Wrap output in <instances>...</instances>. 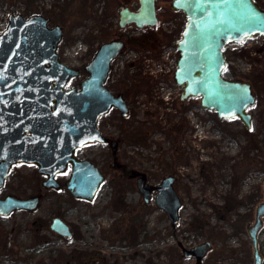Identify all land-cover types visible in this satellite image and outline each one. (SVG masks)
<instances>
[{"label":"rangeland","instance_id":"obj_1","mask_svg":"<svg viewBox=\"0 0 264 264\" xmlns=\"http://www.w3.org/2000/svg\"><path fill=\"white\" fill-rule=\"evenodd\" d=\"M132 1L0 0V29L8 12H20L24 16L38 12L50 16L49 26L53 23L62 26V36L56 49L58 57L79 70V74L70 77L65 86L77 87L86 74L83 65L98 42L109 38L117 27L114 6ZM167 1L158 0L161 10L153 30L138 29L134 25L123 27L127 31L132 29L130 36L133 38L147 32L152 42L146 46L135 41L127 42L121 50L122 57L127 58V54L133 57L136 52L140 54L144 47L158 50L159 41L170 43L171 38L177 40L185 15L181 11L165 9ZM258 1L264 4V0ZM162 21L164 24L160 25ZM237 42L238 51H234L237 47L231 42L224 45L227 64L223 74L261 80L258 74L264 75V36L253 33ZM132 48L139 49L133 51ZM165 55L162 60L168 61L170 53ZM122 62L121 58V63L114 66L112 78L132 82L130 84L141 89L131 96L135 100L133 119L140 122L141 128L133 134H121L123 138L119 142L116 160L143 170L151 181L166 173L164 166L175 165L171 173L177 175L174 187L181 199L177 223L171 228L165 213L150 199L151 204L142 216L147 239L133 229L121 230L122 225L133 223L126 218L133 214L128 209L135 191L132 186L121 182L128 168L111 164V154L104 142L87 143L75 149L76 155L92 160L104 175L90 200L72 197L65 189L68 169L57 174L60 184L57 191L41 185L44 176L36 172L33 164L17 162L11 165L0 195L10 193L25 197L38 193L39 200L32 210L18 209L1 216L0 230L10 225L16 228L11 251L6 252V247L0 250V264H55L50 259L57 252L55 249L62 251L65 257L61 264L191 263L192 258L175 257L178 249L176 251L172 246L176 245V239L184 245L208 239L211 247L202 257L201 264H253L251 242L245 226L240 224L241 228L236 229L234 225L242 215L247 214L245 218L249 216L252 220L257 199L264 201V86L255 91L251 105L253 129L249 132L254 133V142L239 122H226L224 118L217 117L213 109L200 107L193 97L191 110L185 109L183 102L175 101L176 92H169V98L164 99L168 88L165 83H158L161 71L150 58L147 65L137 62L138 67L131 73L120 69ZM253 86L254 90L258 87L257 84ZM177 110L180 111V134L168 129V125L178 117ZM104 119L106 117L102 121ZM188 126H191V131ZM230 131L234 133L233 140L230 136L225 137ZM240 157L242 161H239ZM54 216L68 224L70 235L63 236L49 228ZM31 228L38 230L40 243H30ZM259 235L263 252L264 227Z\"/></svg>","mask_w":264,"mask_h":264},{"label":"water","instance_id":"obj_2","mask_svg":"<svg viewBox=\"0 0 264 264\" xmlns=\"http://www.w3.org/2000/svg\"><path fill=\"white\" fill-rule=\"evenodd\" d=\"M154 0H138L137 11L119 9L118 25L135 21L136 26L153 24ZM171 8L180 9L185 22L176 40L174 80L180 85L181 98L198 97L202 108L213 109L218 117L238 116L246 128L251 125L247 107L254 101L249 80L231 79L223 74L226 61L224 45L258 33L264 36V8L256 0H170ZM146 12L149 19L145 20ZM61 25L47 24V17L33 12L26 16L8 12L0 29V188L12 164L30 163L43 175L41 185L58 189V173L68 169L64 187L72 197L90 200L103 180V173L92 160L79 157L75 149L92 142H104L110 148L116 166V139L102 134L97 120L110 106L122 115L127 112L120 94L104 85L109 63L123 45L120 38L101 41L83 65L86 74L78 86L66 87L76 67L65 64L57 54ZM137 175L135 187L142 199H152L174 227L179 219L181 199L173 186L174 176L166 174L156 183ZM264 195V182H263ZM154 191L151 194V191ZM39 194L0 195V215L12 210H32ZM264 215V201L255 208L253 222L246 225L251 242L253 264H261L256 230ZM49 228L68 236V224L58 216ZM179 254L193 258L188 264H201L211 244L203 239L184 245L175 240Z\"/></svg>","mask_w":264,"mask_h":264},{"label":"flooded vegetation","instance_id":"obj_3","mask_svg":"<svg viewBox=\"0 0 264 264\" xmlns=\"http://www.w3.org/2000/svg\"><path fill=\"white\" fill-rule=\"evenodd\" d=\"M169 2H170V0H168L166 2L165 9H167L170 12L171 11H173V12L181 11L180 9L171 8L170 5H169ZM158 3H159L158 0H154L153 1V4H152L153 5L152 8H153L154 16H155V22L153 24L143 23L139 27L136 26L135 21H130V22L126 23L123 26H119L118 25L119 9L122 8V7H126L128 10H130L132 12L133 11H137L138 10V6H139L138 0H133L131 3H127V4L114 6V11L116 13V19H117V27L114 29L113 33L110 34L109 35V38H107V39L120 38V39L123 40V45L118 50L117 54L112 58V60L109 63V69H108V72H107V75H106V78H105V81H104V85L114 95H116V94H120L121 95V97L124 100V103L126 105L127 112H126L125 115H122L120 113V111L115 106H110L108 108V110L104 114L100 115V117L98 118V120H97V126H98V128H99V130H100V132L102 134L116 139V142H117V144H116V152H117V150L119 148V142L121 141L120 140L121 139V136H122L121 134H123V133H125L127 135L128 134H133L138 128H141L140 122L137 121V120H135V119H133V115H134V111H135L134 110V104L133 103H134L135 100L134 99L132 100V98H131V96L135 92H137V91H139L141 89L137 88L135 86V84H130L132 82L128 83V82H125L124 80H121V79L112 78L113 71H115L114 66L117 65L118 62L121 63V58L123 59V62H122V66H121L122 68H120V69L121 70L122 69H125L129 73H131L133 70H135L138 67L137 64H136L137 62H141L143 65L144 64L147 65L148 64V58L151 59L152 64H154V62H156V65L158 67L157 69H159V71H161L160 74H159V71H158V74L160 75V78H159L160 80L158 81V83H160V84L161 83H165L166 88H168V90H166L164 92L165 93L164 99L167 100L169 98V95H168L169 92L170 93H173V94L176 92V96H175V99L176 100L175 101L177 103H182L183 102L182 104H183V107H185V109L186 108H189L191 110V108H192V97L193 96H186L184 98H181L180 97V95H181L180 85L174 80V77H173V71H174V68L176 66V59H177L176 40H174V39L171 38L170 43H167L168 41L166 42V40L165 41H159L158 42V44H159L158 50H156V49L149 50L148 48H145L144 47L140 51V54H138L136 52V54L133 53V55H134L133 57L129 56V54H127V58L122 57L121 50H122L124 44L127 43V42L129 43L131 41V39L133 41H135L136 43H138L140 46H146L148 43H151L152 42V40L148 38L149 36H148V33L147 32L142 33L139 37L133 38V37L130 36V33H131L130 31L132 29H130V31H127V30L123 29V27L130 26V25L133 26L134 25L138 29L147 28V29H152L153 30L154 27H156L155 25L159 21V14L158 13H160L159 11L161 10V8H159ZM46 17H47V23L50 25V23H51L50 16H46ZM149 18H150L149 17V14H148V12H146L145 20H147ZM165 22H167V21H165ZM184 22H185V16H184ZM184 22H183V25H184ZM162 24H164V21H162L160 23V25H162ZM173 28H175V27H173ZM61 29H62V26H61ZM165 33L167 34V32H165ZM166 34H164V35H166ZM172 35H173V33H172ZM107 39H105V40H107ZM136 39L138 41H136ZM139 40H141V41H139ZM100 42H98V44ZM133 49L138 50L139 48H132L131 50H133ZM222 50L224 51V49H222ZM148 51H149L150 54L148 53ZM164 53L166 54L165 56H167V54L170 53V56H169L170 59L168 61L162 60V56L164 55ZM139 55H140V58H138ZM146 55H150V57L147 58ZM224 57H225V54H224ZM161 64L163 65V67H161ZM228 78L235 79V80L236 79L249 80L248 78L238 77L237 75H231V76H228ZM249 82L251 84V91L254 94V100H255V95H256L255 94V90H254V87H253V85H252V83H251L250 80H249ZM156 87L159 88L158 86H156ZM193 98H195L197 100L198 105H199L198 97H193ZM253 102H252V104H253ZM251 105H249L247 107V111L251 115L250 122L252 120V113H251V107L252 106ZM177 111H178V117L175 119V121L173 123H170V125H168V129H170L169 131L176 130V133L177 134L178 133L180 134V132H179V130H180L179 129L180 128V126H179L180 125V111L179 110H177ZM215 115H216V113H215ZM103 117H106V119H104L102 121ZM114 119L117 120V122H113ZM224 119H225L226 122L227 121L228 122L230 121V122H233V123L234 122H239L240 127L242 129H245L249 133V135H251V138L254 139V137H255L254 133L253 132H251V133L249 132V131H251L253 129L252 126H251L252 124L250 125L249 128H246L245 125L243 124V122L240 120V118L238 116L226 117ZM113 127H116L117 129H114ZM172 127H173V130L171 129ZM188 128H189L190 131L192 130L191 126H188ZM117 130L118 131L121 130L122 132L118 133ZM233 134L234 133L232 131H230L228 133V135L225 134V137L228 138L230 136L231 139L233 140L234 139V137H232ZM254 142H255V139H254ZM107 147H108V145H107ZM173 148L175 150L176 147L174 146ZM249 148H252V147L249 146ZM250 150H252V149H250ZM109 152L111 154L110 148H109ZM239 154H241V152H239ZM116 157H117V155H116ZM111 159H112V154H111ZM241 159H242V157H240L239 161H242ZM111 164H115V163L112 161ZM118 164H121V165H118L117 166V167H120V168H124V167L127 166L128 170H126L124 172L125 174H127V176L125 178H122L121 180L128 181L130 183L129 186L130 187L132 186L133 189H134V191H135L134 197L132 198V201L133 202L131 204H129L130 205V208L128 209L129 211H131L133 213L132 214V216H133V223H129L127 225L124 224L126 226H123L122 225L121 226V230L133 229V230H135V232H140V231H136V230L139 227L144 228V226H143L144 224L142 222V220H143L142 219V216L146 212V208L143 209L142 207H144V206H147L148 207V205H150L151 203H150V200H148L147 202H145L142 199L140 193L138 192V190L135 187V179H136V176L137 175H134V174L133 175H130V173H132L131 171L133 169H135V167L128 166V165H126L125 163H122V162H118ZM173 166L175 167V165L172 163V165L167 164L164 167H166V169H171ZM240 166H243V164H240ZM135 170L144 172L143 170H140V169H135ZM144 174H145V177H146V181L150 182L151 184H154L162 176H164L166 174H172V173L171 172H166L165 174H163L162 176H160L158 179H154L152 181L149 180V178H147L146 172H144ZM238 174L239 173L237 172V175ZM172 175L174 176V181H175L177 179V175L175 173H173ZM240 175H239V177H241ZM241 179H243V177ZM174 181H173V186H174ZM232 182L235 183L234 180ZM153 193H154V191L152 190L151 191V194H153ZM254 194L255 193H253V197H252L253 199H254V196H255ZM260 202L261 201L257 199V203L255 204L254 210H253V218H252V220H250L249 216L246 219H243L242 220V224L245 226V231H246V225H248V224H250V223L253 222L255 208H256V206ZM262 216L263 215H261V224H260V226L256 230V242H257L256 244H257V248L259 250L260 257H261V264H264V250H263V252H261L262 240H261V235H259V234L262 233V229L264 227V222L262 221ZM126 220L129 222V218H126ZM119 225L120 224H118V226ZM142 238L143 239H147L146 236H144L143 234H142ZM146 241L145 242L142 241V242L146 243ZM192 244H195V243H192ZM210 244H211V242H210ZM251 257H252V255H251ZM87 259L90 261L91 260V257H87ZM192 262H193V258H192Z\"/></svg>","mask_w":264,"mask_h":264},{"label":"trees","instance_id":"obj_4","mask_svg":"<svg viewBox=\"0 0 264 264\" xmlns=\"http://www.w3.org/2000/svg\"><path fill=\"white\" fill-rule=\"evenodd\" d=\"M256 1L258 2V4L262 8H264V4L262 2L260 3L258 0H256ZM51 10H52V8H51ZM136 41H138V40L136 39ZM139 41H141V40H139ZM130 42L132 43L133 40L131 39ZM258 76L261 78V80H257L254 77H249V80L251 81L252 85L257 84V86H258L257 89H255V91H258L262 86H264V75L258 74ZM121 138H123V137L121 136ZM124 138H126V137H124ZM166 172H171V169H167ZM126 176H127V174H124L122 178H125ZM121 182L125 186H129V184H130L128 181H125V180L124 181L121 180ZM55 190H57V189H55ZM72 199H74V198H72ZM58 204H59V202H58ZM142 208L145 209V208H147V206H144ZM15 211H17V210H12L9 214L14 213ZM18 211H27V210L26 209H19ZM245 216L246 215H242V217H240L238 219V222L235 223L234 226H235L236 229H240L241 228L240 224L242 225V220L243 219H246ZM0 218H1V215H0ZM129 219H131L133 221V216L131 215ZM15 228H16V226L10 225L8 228H5V230H0V247H1L0 250H2L3 247L4 248L6 247V249H5L6 252L11 251L12 245H14V239H15V231L14 230H15ZM36 230H34L33 228H31V232H32L31 233V237H30V243L31 244L32 243L35 244V243H40L41 242V236L40 235H37V231L38 230L37 231ZM136 231H140V233L142 232L141 234H143L147 238V234H146V231H145L144 228L139 227ZM30 243H29V246H31ZM172 248L175 249L176 251L178 249L177 245L172 246ZM55 250H57V252L54 255H51L50 256L51 261L53 263H55V264H57V263L58 264L64 263L65 257L63 255L62 251H60L58 249H55ZM177 256L178 257L180 256L179 255V249H178L177 255L175 257H177ZM40 263L41 262H37V264H40Z\"/></svg>","mask_w":264,"mask_h":264},{"label":"built area","instance_id":"obj_5","mask_svg":"<svg viewBox=\"0 0 264 264\" xmlns=\"http://www.w3.org/2000/svg\"><path fill=\"white\" fill-rule=\"evenodd\" d=\"M2 27V26H1ZM229 42H231L233 45H235L236 47L237 46H239L238 45V42L237 41H229ZM228 43V42H227ZM234 49H236V50H234V51H238L239 50V47H237V48H234ZM225 51V50H224ZM251 51H254V50H249V52H251ZM225 61H226V59H225ZM227 64V63H226ZM158 68V67H157Z\"/></svg>","mask_w":264,"mask_h":264}]
</instances>
